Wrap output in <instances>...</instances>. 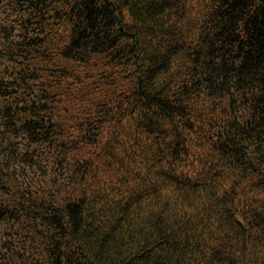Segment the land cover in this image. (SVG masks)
<instances>
[{"label":"trees","instance_id":"16d2710c","mask_svg":"<svg viewBox=\"0 0 264 264\" xmlns=\"http://www.w3.org/2000/svg\"><path fill=\"white\" fill-rule=\"evenodd\" d=\"M0 264H264V0H0Z\"/></svg>","mask_w":264,"mask_h":264}]
</instances>
